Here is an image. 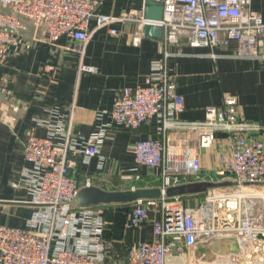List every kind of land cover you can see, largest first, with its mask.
<instances>
[{"label": "built area", "instance_id": "1", "mask_svg": "<svg viewBox=\"0 0 264 264\" xmlns=\"http://www.w3.org/2000/svg\"><path fill=\"white\" fill-rule=\"evenodd\" d=\"M154 1L163 4V19L158 23L145 21L139 12L99 16L101 0H0V67L12 55L32 50V42L23 36L25 21L41 29L49 44L69 38L79 52L90 38L92 20L97 28L137 23L162 29L161 58L152 63L143 87L119 91L107 115L110 124L97 122L95 131L78 141L72 136L71 109L67 123L56 115L52 121L41 120L39 126L49 130L47 136L27 138L23 155L31 168L23 173V187L36 211L27 229L0 225V264H264V146L254 138L258 127L239 119L237 98L230 94L223 96L218 108L208 110L204 121H179L184 103L169 69L172 49L182 40L193 48L210 50L234 42L237 57L263 59L257 48L264 37V22L250 9V0ZM139 42L136 35L133 44ZM79 71L96 70L80 66ZM152 119L162 140L138 141L133 161L159 170L162 195L158 200L136 201L125 228L141 230L154 214L155 241L133 242L121 256L114 253L113 242L104 238L107 224L101 208L75 207L79 186L70 172L77 157L88 162L98 156L112 124L137 131ZM169 133L195 134L199 149L211 148L217 134L224 135L229 154L219 158L221 174H229L239 189L214 191L196 209L183 207L177 197L167 198L166 189L199 176L201 169L193 151L167 146ZM256 203L262 212L258 218L252 215ZM210 242L221 248L234 242L237 251H209L213 253L210 260L199 257L196 249Z\"/></svg>", "mask_w": 264, "mask_h": 264}, {"label": "crops", "instance_id": "2", "mask_svg": "<svg viewBox=\"0 0 264 264\" xmlns=\"http://www.w3.org/2000/svg\"><path fill=\"white\" fill-rule=\"evenodd\" d=\"M144 3L145 0H101L96 14L117 17L143 13ZM250 9L264 22V0H250ZM24 23L23 36L32 42V50L12 55L0 67V225L27 229L36 207L29 204L31 197L23 187V173L31 168L23 150L29 136H47L49 130L39 126V121H52L56 115L67 123L72 109V136L78 141L88 138L97 122L111 123L107 115L120 90L144 86L152 63L161 58V50L159 42L145 37L137 23L97 28L92 20L91 35L83 52L77 50L76 42L65 37L49 44L41 29H35L27 21ZM111 29L116 31L115 35L109 33ZM136 35L140 36V42L134 45ZM257 49L263 59L237 57L234 42L210 50L193 48L182 40L172 49L174 57L169 61L177 93L184 103L177 119L202 122L208 110L218 108L223 96L230 94L237 98L239 119L258 127L254 138L260 139L264 146V37L259 38ZM80 66L96 71L80 72ZM157 128L155 119L137 131L112 124L97 157L88 162L76 158L70 177L79 186L78 195L87 189L104 194L162 191L159 170L137 166L133 161V147L138 141L162 140ZM166 139L169 148L183 146L193 151L201 167L199 176L172 187L195 186L192 192L167 198L177 197L183 207L196 209L214 192L211 188L195 191L196 186L234 183L229 174H221L219 158L229 154L224 135L217 134L209 149L197 148L193 133H169ZM76 201L75 207L81 208ZM134 203L82 207L101 208L107 224L104 238L113 242L114 253L121 256L133 242L155 241L154 214L141 230L125 228Z\"/></svg>", "mask_w": 264, "mask_h": 264}, {"label": "water", "instance_id": "3", "mask_svg": "<svg viewBox=\"0 0 264 264\" xmlns=\"http://www.w3.org/2000/svg\"><path fill=\"white\" fill-rule=\"evenodd\" d=\"M143 18L148 22H161L163 19V4L160 2H156L154 0H145L144 10H143ZM142 33L145 37L153 39L155 41L160 42L162 38V29L158 26L153 25H145L142 28ZM193 187L195 186H183L177 188H170L165 191L166 197H174L177 195H183L188 192L193 191ZM207 188H211L217 192H235L239 188L235 183L228 184L224 186L218 185H201L196 186L195 191H204ZM162 195V192H136L132 194H104L92 189L83 190L77 196V205L79 207H87L91 205H97L100 203L108 204V203H128V202H136L139 200H155L159 199ZM209 251H213L216 253H228V252H236V247L234 242H230L228 245H225L221 248L217 243L210 242L206 245H200L196 249V253L199 257H202L206 260H210L213 258V253Z\"/></svg>", "mask_w": 264, "mask_h": 264}, {"label": "rangeland", "instance_id": "4", "mask_svg": "<svg viewBox=\"0 0 264 264\" xmlns=\"http://www.w3.org/2000/svg\"><path fill=\"white\" fill-rule=\"evenodd\" d=\"M257 205L255 206L252 215L256 218L260 217L262 212H261V208H260V203H256Z\"/></svg>", "mask_w": 264, "mask_h": 264}]
</instances>
